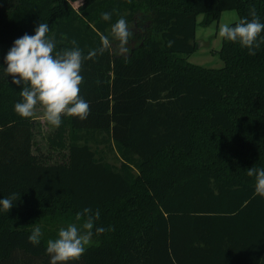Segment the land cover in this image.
<instances>
[{"label": "trees", "instance_id": "trees-1", "mask_svg": "<svg viewBox=\"0 0 264 264\" xmlns=\"http://www.w3.org/2000/svg\"><path fill=\"white\" fill-rule=\"evenodd\" d=\"M75 1L0 0V199L20 197L0 206V264H50L47 241L81 226L84 208L100 211L93 243L67 264H264V198L247 175L264 168V42L249 55L223 40L221 68L188 61L199 16L203 26L229 10L251 20L254 7L264 23V0ZM121 17L133 33L127 58L111 36ZM41 22L57 51L74 39L86 56L102 35L112 41L82 64L88 117L46 123L48 153L35 117L14 111L22 86L3 70L14 41ZM38 223L47 228L33 245Z\"/></svg>", "mask_w": 264, "mask_h": 264}, {"label": "clouds", "instance_id": "clouds-1", "mask_svg": "<svg viewBox=\"0 0 264 264\" xmlns=\"http://www.w3.org/2000/svg\"><path fill=\"white\" fill-rule=\"evenodd\" d=\"M250 15L251 20L242 18L234 26L221 24L218 35L223 40L238 42L248 49L249 55H255L256 49L264 42V37H261L264 23L260 22L254 7L250 9ZM111 17L112 13L105 12L101 19L109 21ZM49 31V25L41 22L34 35L24 34L16 39L5 57L7 66L3 70L6 77H11L12 84L22 86V99L15 103L14 111L22 118H31L39 106L42 109L41 118L52 127L59 128L62 117H78L80 120L88 117L89 104L79 94L84 79L81 75L82 64L98 54L103 55L105 51H111L112 41L102 35L100 47L90 50L85 56L74 39L70 41L71 48L57 51L58 42L54 35H48ZM132 35L128 22L123 17L111 26L112 39L118 42L116 55L127 58L130 52L127 45ZM258 37H261L259 41ZM171 43L169 42V46ZM247 175L255 179V194L264 198V168H248ZM18 198L20 199L17 193H12L0 199V206L8 212ZM82 218L80 227L76 223H69L67 227L59 229L56 239L47 241L46 253L50 256V264L76 261L93 243L94 221L100 218V211L96 209L93 213L91 208H84L75 217L76 221ZM111 230V227H96L95 233L102 234ZM41 237V228L36 226L28 240L33 245H39Z\"/></svg>", "mask_w": 264, "mask_h": 264}, {"label": "rangeland", "instance_id": "rangeland-1", "mask_svg": "<svg viewBox=\"0 0 264 264\" xmlns=\"http://www.w3.org/2000/svg\"><path fill=\"white\" fill-rule=\"evenodd\" d=\"M83 2L84 0H78L73 2V4L76 8H78L83 4ZM203 18H204L203 16H199L198 18L199 24L197 25V30H196V39L199 48L195 53H193L191 56L188 57V61L193 64L205 66L209 68H221L223 67L224 63L220 59L218 52L222 47L223 39L220 38L218 35L219 26L225 23L231 25L232 23L239 21L240 20L239 13L236 10L224 11L221 14V18L219 19V21L214 22L210 26H203L200 24ZM34 117L36 119L37 124L40 125L39 128L37 129L38 132H37L36 140L38 141V144H40L43 152L48 153L49 145L47 140L51 127L46 125V121H44L41 118L42 109L39 106H37L36 114L34 115ZM50 154L52 156V153ZM54 157L55 156L53 154L52 158L54 159ZM108 157L112 162L116 161L114 153H108ZM37 226H39L42 229L44 227L47 228L45 223H38ZM63 226H60L59 228ZM77 226L80 227L78 224ZM48 229L52 231L53 227L49 226Z\"/></svg>", "mask_w": 264, "mask_h": 264}, {"label": "water", "instance_id": "water-1", "mask_svg": "<svg viewBox=\"0 0 264 264\" xmlns=\"http://www.w3.org/2000/svg\"><path fill=\"white\" fill-rule=\"evenodd\" d=\"M199 48V47H198Z\"/></svg>", "mask_w": 264, "mask_h": 264}]
</instances>
